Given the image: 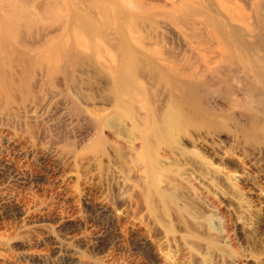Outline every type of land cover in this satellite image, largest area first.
Masks as SVG:
<instances>
[{
    "label": "rangeland",
    "instance_id": "rangeland-1",
    "mask_svg": "<svg viewBox=\"0 0 264 264\" xmlns=\"http://www.w3.org/2000/svg\"><path fill=\"white\" fill-rule=\"evenodd\" d=\"M193 1L219 19L216 0ZM245 1L246 45L228 41L217 70L210 24L180 22L170 0H101L146 57L118 103V25L64 0L98 35L85 31L66 79L34 69L29 87L0 89V264H264V0ZM20 2L42 15L63 0ZM43 19L20 50L59 32Z\"/></svg>",
    "mask_w": 264,
    "mask_h": 264
},
{
    "label": "bare ground",
    "instance_id": "bare-ground-1",
    "mask_svg": "<svg viewBox=\"0 0 264 264\" xmlns=\"http://www.w3.org/2000/svg\"><path fill=\"white\" fill-rule=\"evenodd\" d=\"M170 1L178 12L176 15L180 22H185L194 27H197L199 24H210L217 32L218 41L213 47L215 56L214 65H216L217 70L221 69L224 63L231 61V44L228 41L235 45L237 49L241 50V44H243V48L245 47L246 44L242 39L246 38V27H249V24L247 25L246 22V11L243 9V5H246L245 0H241L243 5L236 3V0H216V5L212 6L211 9L219 18L218 20L201 10L197 6L198 4L194 3L196 1ZM92 2L98 8L97 10L106 24L111 25L113 23L115 26L118 25L120 29L121 35L119 38L122 65L119 69L114 70V80L118 86L114 91V95L116 102L123 103V92L121 90L130 81V72H132L135 63L145 60L146 57L138 47L134 46L132 37L129 34L121 33L123 23L131 25V19H127L123 12L119 10L116 13L109 12L101 4V0H92ZM54 4L57 3H48L45 6L43 14L38 15L21 3L20 0H0V89L3 91H7L9 87L13 88L12 85L19 88L27 87L30 84V73L33 72L31 70L34 69L46 74V77L50 80H54V78L56 80L59 75H63L64 79H66L69 72L68 68L72 67L76 61L80 49L87 45L84 38L85 31H89L91 38L98 35L99 25L95 20L76 15L69 9L64 0L62 4L58 5L61 11ZM43 18H49L51 20L50 24L57 26L59 32L52 35L51 39L41 47H25L24 50H20L17 44L19 43V33L31 31L44 22ZM161 60L162 57H155L151 60L154 64L151 62L150 64L154 69L157 68L161 73L166 74L169 77L170 83L176 88L186 89L187 86H184L182 79H180L182 76L180 68H177L175 65H171L169 69L165 66L164 68L161 66L163 64ZM13 61L20 63L17 64L21 69V79L19 78V82L13 81L12 79L14 78L12 77L9 78L10 72H6L9 71V68L13 70ZM7 68L8 70H6ZM19 68L16 69L19 70ZM79 107L76 108L79 109ZM80 111L81 109H79ZM176 116L183 115L179 112ZM170 117L173 118V115L171 114ZM207 126L211 125L207 123ZM232 264H238V262L234 260Z\"/></svg>",
    "mask_w": 264,
    "mask_h": 264
}]
</instances>
